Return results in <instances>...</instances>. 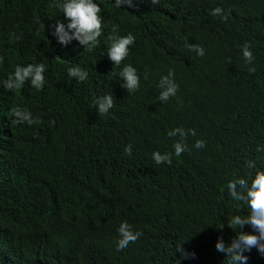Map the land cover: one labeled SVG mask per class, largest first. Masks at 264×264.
<instances>
[{
	"label": "trees",
	"instance_id": "obj_1",
	"mask_svg": "<svg viewBox=\"0 0 264 264\" xmlns=\"http://www.w3.org/2000/svg\"><path fill=\"white\" fill-rule=\"evenodd\" d=\"M94 2L103 35L88 51L51 34L67 22L63 0H0V264H228L211 247L228 229H218L226 202L237 203L227 184L264 169V0ZM127 34L135 44L115 66L108 37ZM30 63L46 66L43 91L7 90L15 66ZM126 65L140 76L134 93L121 87ZM73 66L88 78L69 76ZM170 69L179 90L162 103L157 84ZM108 94L115 107L100 116L94 101ZM14 107L38 122L13 123ZM178 127L195 130L179 157V137L168 136ZM156 151L173 153L172 164H156ZM122 222L143 235L118 250ZM178 245L194 257L181 258ZM252 253L246 264H264Z\"/></svg>",
	"mask_w": 264,
	"mask_h": 264
},
{
	"label": "clouds",
	"instance_id": "obj_2",
	"mask_svg": "<svg viewBox=\"0 0 264 264\" xmlns=\"http://www.w3.org/2000/svg\"><path fill=\"white\" fill-rule=\"evenodd\" d=\"M116 7L127 5L134 6L133 0H114ZM152 4L159 3V0H151ZM62 9V14L65 22L57 20L52 27V35L56 37L57 42L63 46L69 45L73 40L78 41L79 45L88 51H92L98 45L99 38L103 35V9L94 0H63V3L58 5ZM213 16H222L223 10L215 8L211 13ZM226 20L227 16H223ZM117 29L114 27L113 32ZM19 39V37H17ZM111 41L107 51L108 59L113 65L119 66L127 59L131 47L135 44V36L127 34L125 36H109ZM186 47L190 51H195L198 56H204L205 50L197 44H187ZM242 56L248 64H252L254 60L251 45L244 42L241 48ZM3 57L0 56V63H3ZM255 67H250L249 72H255ZM46 66L43 63L27 64L22 66L17 64L14 72L4 81V87L9 91H19L26 83L30 84V88L37 91H43L46 83L45 73ZM69 76L76 78L79 82H83L88 78V72L81 69L79 66H73L69 69ZM175 72L170 69L168 74L162 76L157 84L160 89L156 100L162 103H167L170 98L175 97L179 85L174 79ZM122 81L121 87L126 89L128 93L136 92L140 87V76L137 70L126 65L119 73ZM147 77L145 76V79ZM95 108L98 109L100 116L109 113V110L115 107L112 94L102 97H97L94 101ZM11 113L15 118L13 123H27L32 125L37 121L33 118L27 109L12 108ZM195 135L194 129L185 130L182 127L175 128L168 132L169 137L178 136L179 139L174 142V154L179 157L188 150L186 144L187 136ZM206 146L204 140H197L194 147L199 149ZM264 149L258 148L257 151ZM127 155L132 153V145H127L124 149ZM173 153L153 152L152 157L156 164L166 163L172 164ZM247 167L255 168L254 161H248ZM229 195L237 201L233 206L226 202L228 207L227 219L219 226H227L223 236L216 238L211 244L214 252L219 256L224 253L228 255V264H246L248 257H252L253 251H258L264 255V170H259L255 173L254 178L249 181L245 178H238L229 181L227 184ZM226 201L231 199L227 195ZM241 215H237L240 214ZM120 239L117 241V249L123 250L130 243H135L143 233L141 231H133L132 226L127 222H122L117 229ZM177 251L180 252L181 258L187 259L194 257L195 253H189L181 247L177 246ZM227 263V262H226ZM42 264V263H41Z\"/></svg>",
	"mask_w": 264,
	"mask_h": 264
},
{
	"label": "bare ground",
	"instance_id": "obj_3",
	"mask_svg": "<svg viewBox=\"0 0 264 264\" xmlns=\"http://www.w3.org/2000/svg\"><path fill=\"white\" fill-rule=\"evenodd\" d=\"M234 101H235V100H234ZM259 170H264V169H263V166H262L261 164L257 166V168H256V172L259 171ZM256 172H255V173H256ZM255 173H253V174H249V176H250V182H251V180L254 178ZM222 232L224 233V231H222ZM252 255H253V253H252ZM252 260H253V256H252Z\"/></svg>",
	"mask_w": 264,
	"mask_h": 264
}]
</instances>
